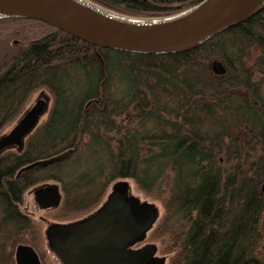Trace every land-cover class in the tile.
I'll return each instance as SVG.
<instances>
[{
  "label": "trees",
  "instance_id": "16d2710c",
  "mask_svg": "<svg viewBox=\"0 0 264 264\" xmlns=\"http://www.w3.org/2000/svg\"><path fill=\"white\" fill-rule=\"evenodd\" d=\"M88 1L158 18L202 0ZM253 51L257 69L246 64ZM213 59L225 74L211 71ZM37 91L50 94L46 118L43 111L21 147L0 150V229L10 236L29 231L36 246L42 236L20 209L24 191L49 179L66 185L63 173L78 153L60 166L16 174L80 147L87 136V148L101 145L111 160L105 182L130 179L147 194L157 192L165 214L148 235L169 254L168 264H264V8L197 48L171 54L97 47L35 19H0V137ZM122 116L135 125L122 130ZM238 139L257 151L252 161L243 163ZM224 148L237 159L225 176L215 159Z\"/></svg>",
  "mask_w": 264,
  "mask_h": 264
},
{
  "label": "water",
  "instance_id": "95a60500",
  "mask_svg": "<svg viewBox=\"0 0 264 264\" xmlns=\"http://www.w3.org/2000/svg\"><path fill=\"white\" fill-rule=\"evenodd\" d=\"M264 8V0H202L195 6L161 18H138L116 13L88 0H0V19H35L93 46L140 54H171L197 48L227 28L245 22ZM214 74H225L219 59L210 64ZM45 102L37 100L0 138V150L21 147V140L38 121ZM66 150L23 166L18 172L47 166L67 158ZM129 184H114L101 215L108 224H49L47 246L61 264H165L146 244L129 250L151 229L157 210L128 194ZM122 199L123 204L118 200ZM113 214V218L110 216ZM109 216V217H108ZM98 228V237H93ZM96 242L99 244L97 246ZM15 264H42L29 244H18Z\"/></svg>",
  "mask_w": 264,
  "mask_h": 264
},
{
  "label": "rangeland",
  "instance_id": "374dc122",
  "mask_svg": "<svg viewBox=\"0 0 264 264\" xmlns=\"http://www.w3.org/2000/svg\"><path fill=\"white\" fill-rule=\"evenodd\" d=\"M126 16H128V15H126ZM131 17H134V16H131ZM164 17H167V16H164ZM138 18H141V17H138ZM158 18H161V17H158ZM254 54H255V51L252 52V55L248 58V60L246 61V64L249 67L257 69V64H256V60H255L256 55H254ZM39 93L40 92L37 91L31 95V98L28 101V104L26 107V111L37 100H43L46 104L45 107L47 105L48 106L50 105V102H51V101L49 102V100H51L50 94L45 93L46 95H41V94L39 95ZM48 98H49V100H48ZM46 114H47V108L44 109V113L41 115L40 119L41 118L45 119ZM118 121H119V123H121L122 130L126 129L127 127H132L133 125H135L134 121L129 124V122H131L132 120L129 118L127 119L126 116H122L120 119H118ZM15 123L7 125L4 128V131H6L8 133L11 130V128L14 126ZM148 125L149 124H147L145 127H148ZM142 130H144V127L140 128V131H142ZM234 133H235V136L239 137L238 129L235 130ZM115 138H118V136ZM87 142H88V138H87V136H84V138L82 139V142L80 144V147L78 149L79 153L76 156V158H79L78 163H80L83 167V168H79L78 173H80V172L89 173V171L93 172L92 169H94V167L96 165H100L101 162H103L105 164V167L108 166L110 168L112 166V164L110 165L108 163L111 160L107 157L105 151L102 154H98V151H97L96 154L94 153L95 154L94 155L90 151H87V149L85 147L87 145ZM240 142L241 141H239V139H238V143L241 144V150L239 149V151H237V153H239L241 155L243 163H246V162L248 163V162L252 161L254 156H257L258 153H257V151L248 150V148L246 149L243 142L242 143H240ZM113 143H110L109 146H111V148H113V151L116 152ZM249 146L252 147V144L250 143ZM229 152H227L225 148L222 151L216 152V158H215L216 163L218 164L217 166L222 170L223 176H225L230 171H232L233 165L235 164V162H237L236 156L233 155L234 151L231 149ZM97 156L100 158H96ZM69 169L71 171L72 170L74 171V169H72V168H69ZM78 173H76V174H78ZM63 179H64V181H67L66 178H63ZM118 182L129 183V190H128L129 195H132L133 197H135L139 201V203L151 204L157 210V215H156V218L153 222V225L155 224L156 220H159L165 214V209L163 208L161 202L156 200V198H155V197H157L156 196L157 192H154L152 194H147V193L141 191L140 189H138L136 187V185L134 184V182L130 179L128 180V182L126 179H121V180L120 179H117V180L113 179L112 182L110 183V185L111 184L113 185L114 183L116 184ZM46 183H49L52 186V185H54V183H57V182L51 181V182H46ZM33 195H34V189L33 188L32 189L30 188V189L26 190V192H24V194L22 196V203H21L20 209L23 213L28 215V218L31 219L30 223L35 224L37 226V228L40 230V234L42 236V239L37 241V244L34 247L33 244H31V242L29 240V239H32L31 233L29 231L25 232L23 234L17 235V236H15V235L10 236V234H13V233H9L10 230L5 229V228L0 229V257L2 258V260L0 258V264H15L14 251H15V247L18 244H29V245H31L35 249V251L38 253V256L41 259L42 264H59V262L56 260L55 256L49 251L48 246H47V241L45 238V229L49 224H45V222L42 221V218H45L46 220L51 221V222L58 221L59 216H58L56 210L43 211V210L39 209L36 206V204L34 203V196ZM169 218H170L171 224H175V223L178 224L179 220H178L177 216L170 214ZM0 219H1V212H0ZM66 220H68V219H66ZM262 224H264V215H263ZM150 231H151V229L147 231L145 236L138 243L137 247L140 248L146 244L155 245V247H156L155 256L164 257L166 260L165 264H168L169 254H163L161 252L160 245L158 244V242H155L154 240L149 238L148 234ZM262 242H263L262 246L264 247V238H263ZM10 246H11V248H10ZM2 247H5V251L2 249ZM4 258H7V259H4Z\"/></svg>",
  "mask_w": 264,
  "mask_h": 264
},
{
  "label": "flooded vegetation",
  "instance_id": "af4514ba",
  "mask_svg": "<svg viewBox=\"0 0 264 264\" xmlns=\"http://www.w3.org/2000/svg\"><path fill=\"white\" fill-rule=\"evenodd\" d=\"M87 146L88 143L85 147L87 151H90L93 154H96L97 151L98 154H102L104 152L103 149H101L103 147L101 145L93 146L91 150H89L90 148H87ZM78 149L79 147L71 148L70 150H72L73 153H79ZM9 150L13 151L14 149L11 148ZM96 158L100 157L97 156ZM66 160L68 159L65 158L52 164H57L58 166H60V164H62V162ZM78 162L79 158L74 159V161L71 162L69 164V167L65 170V173H63L68 180V183L66 185H64L60 181L49 179L41 181L38 184L30 187L31 189H34V203L39 209L43 211H57V214L59 216L58 221L51 222L46 220L45 218H42V221L45 222V224H108L105 218L106 216L101 215V212L103 211L105 203L112 193V188L115 183L113 185L111 184V186L110 183L112 181L105 182L107 178H109V173L104 171L105 164L103 162L100 163L102 166H104L103 168H101V171H95L97 166L96 165L94 169H92L93 172L89 171V173H78L79 168H83L82 165ZM69 168L74 169V171H71ZM59 170H61V168ZM19 175L16 174V178ZM56 176L60 178L58 174ZM117 179L120 178H116L115 180ZM51 181H55L58 184L54 183V185L51 186L49 183H46ZM26 190L24 192H26ZM118 203L124 206L123 201L122 199L120 200V198L118 200ZM23 214L24 216L28 217V215H26L25 213ZM112 216L113 214L110 217L113 218ZM6 224H10V222ZM98 233V228H95L93 237H98ZM139 242L140 240L131 243L127 248L129 250H136L138 248L137 246ZM96 244L97 246L99 245L97 242ZM49 251L51 252L50 249ZM51 253L55 256L59 264H61L59 258L53 252Z\"/></svg>",
  "mask_w": 264,
  "mask_h": 264
}]
</instances>
